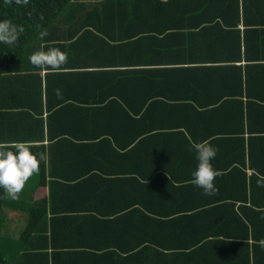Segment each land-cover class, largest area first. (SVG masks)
I'll return each mask as SVG.
<instances>
[{
	"label": "trees",
	"instance_id": "obj_1",
	"mask_svg": "<svg viewBox=\"0 0 264 264\" xmlns=\"http://www.w3.org/2000/svg\"><path fill=\"white\" fill-rule=\"evenodd\" d=\"M73 1L76 0H0V20H8L22 29L13 45L0 44V144L13 150L14 142L23 141L40 161L39 172L29 178L17 199H12L0 189V216L7 213L6 218L9 219L8 214L14 213L16 220L25 222L18 240H14L1 235L4 221L0 217V264H56V256L47 253L48 248L54 246L47 234L50 221L57 219L58 215H51L48 222V199L42 197L41 192L47 182L49 189L50 185L59 182V175L54 173V162L60 153H66L61 146L73 155L90 153L88 147L80 143L82 139H89V135L92 140L106 143L103 152L107 155L121 153L135 157L147 151L156 154L166 152L171 157L173 154L195 157L192 145L205 139L217 149L211 161L218 173L214 180L216 191L212 195H204L200 188L191 183L192 177L178 176L164 165L153 166L147 174L136 170L134 177L130 178L134 179L135 187L140 191L164 183L172 189H190L191 193L204 195L197 204L198 210H201L198 213L214 212L220 217L225 215L235 219L245 230V239L239 244L245 246L247 264H264V245L260 243L264 235L258 229L264 227V186L257 185L259 177L256 175H264V128L256 126L260 117L264 116V96L251 91V82L255 84L256 79L250 76L256 66L250 63L241 46L244 38L254 33L244 29L243 36L237 28L241 16L245 19L244 23L250 25L247 22L248 9L262 7L264 0H102L94 4H80L89 8L84 14L78 10V2L73 4ZM175 7L182 9L179 29L166 32L158 28L146 38L149 41L158 40L159 43L172 40V43L192 46L219 42L222 58L202 60L192 65L198 75L193 81L195 89L213 82L220 86L219 96L212 103L201 106L204 109L175 101L171 97H167L168 101H156L152 97L146 101L143 110H133L124 98L123 73L126 72L112 71L114 67L124 66L123 63L77 61L81 54L95 58L93 42L108 44L107 38L99 33L105 34L101 20L107 22V19L113 18L112 10H146L148 13L149 9L168 12ZM66 19L69 30L62 35L59 25ZM232 27L235 29L232 30ZM41 32L47 35L41 37ZM132 37L124 35L120 38L128 40ZM143 41L146 40L135 38L133 47L141 45ZM125 43L114 45L115 51L125 47ZM53 47L66 54V63L61 67L46 71L29 62L28 57L33 52L41 49L47 51ZM167 50L190 49L172 47ZM243 55L247 59L246 65H236ZM100 92L105 93L103 97L99 95ZM156 107L161 109L157 110ZM109 121L129 122L135 131L132 143L129 140L121 146L114 135L116 129L98 132L97 139H93L96 136L94 133L80 134L84 124ZM218 121H229L234 127L205 129L206 124L214 125ZM189 125H199L198 130L205 136L200 140L195 139ZM46 136L50 142L47 146L43 144ZM162 139L166 140L163 144L160 142ZM95 141L90 144L91 151L94 150ZM224 158L229 159L226 164L216 163V160ZM169 161L173 165L179 164L182 159L176 157L174 161ZM94 175H97L95 171L84 170L73 177L76 181L63 185L78 187L93 179ZM135 208L145 219L154 218L150 208ZM82 218L76 229L88 227L94 230L92 227H96L115 230L117 227L107 216L86 217L83 226ZM142 224L136 223L133 231L142 233ZM126 227L123 226V230L126 231ZM249 234L252 240L250 244ZM217 236V232H214L211 237H205L207 241L202 240L203 246L196 251H220L217 258L223 259L236 242ZM135 246L128 255L107 253L92 256L90 262L142 264L144 245ZM108 250L113 252L112 249ZM74 259L88 261V256L80 258L76 255Z\"/></svg>",
	"mask_w": 264,
	"mask_h": 264
},
{
	"label": "crops",
	"instance_id": "obj_2",
	"mask_svg": "<svg viewBox=\"0 0 264 264\" xmlns=\"http://www.w3.org/2000/svg\"><path fill=\"white\" fill-rule=\"evenodd\" d=\"M100 1L102 0H76L73 4L78 2L76 3L77 8L84 14L89 8L81 7L80 4L88 5ZM181 10L177 7L174 10L171 8L168 12H154L149 9L148 13L146 10H112L110 13L115 15L113 18L107 19V22L101 20V27L105 28L102 31L105 34L99 33L107 38L108 44L100 45L98 42H93L95 45L92 52L95 58L90 59L88 54H81L80 60L77 61L79 63L107 61L123 63L124 66L114 67L112 71L126 72L123 73L124 98L133 110H143L146 101L152 97L156 101H159L157 99L168 101L171 97L175 101L193 105L197 109H204L201 106L212 103L219 96L220 86L218 87L213 82L206 87L195 89L193 81L198 78V75L195 73L196 68H192V65H197L202 60L212 61L222 58L223 54L218 49L219 42L206 45L193 44L192 46L191 44L172 43V40L159 43L158 40L149 41L146 38V35L158 28L166 32L178 30L181 26ZM169 17L174 18L169 19ZM244 21L245 19L241 16L237 25L243 36L244 29L254 33L244 38V44L241 43L244 55L249 57L251 64L256 66V69L251 71L250 78L256 79L255 84L251 82V91L264 96V35L262 37V33L264 34V4L262 7L248 9L247 22L250 25L245 24ZM173 24L178 27H174ZM234 27L232 30L235 29ZM59 28L62 30V35L66 33L69 30L68 20L60 23ZM124 35L134 37L123 40L120 37ZM135 38L146 41L133 47ZM245 39L247 45H245ZM123 41L127 42L126 46L116 52L113 46ZM172 47L189 48L190 50H167ZM244 55L236 65H246L247 59ZM68 63H71L70 58ZM182 70L184 73H179ZM104 94L100 92L99 95L103 97ZM156 109L160 110L161 107H156ZM228 122L218 121L214 125L206 124L204 127L205 129L208 127L209 130L211 128L223 130L226 127L232 129L234 126ZM258 123L256 124L258 128H264V116L260 117ZM189 127L193 129L195 139L200 140L205 136L198 130L199 125H189ZM105 129H116L114 135L117 136L121 146L129 140L131 143L133 141L135 132L133 126L129 122L124 124L122 121L84 124L80 134L94 133L96 136L93 139H97L99 133L106 132ZM93 141L95 140H92L91 135L89 139H82L80 143L87 146L90 153H79V155H73L67 151L66 147L61 146L66 153H60L58 160L54 162V173L59 175V182L50 185L51 190L47 182L41 192V196L48 199V222L51 215H58L57 219L50 221L47 234L54 245L48 248L47 253L56 256L58 259L56 264H94L95 262H90L92 256L107 253L128 255L136 244L144 245L142 264H247L245 246L239 244L242 239H245V230L230 216L220 217L214 212L198 213L201 210H198L199 205L197 204L203 200L204 195L191 193L190 189L181 191L172 189L164 183L140 191V188L135 187L134 179L130 178L134 177L136 170L147 174L153 166L163 165L178 176L192 177L191 174L197 164L194 156L173 154L171 157L166 152L156 154L149 151L144 152L140 157L121 153L107 155L103 152L106 146L103 140H96L94 150L91 151L90 144ZM165 141L162 139L160 142L163 144ZM43 144L46 146L50 144L47 136ZM176 157L182 161L171 165L169 160L174 161ZM228 160L219 159L216 163L223 165ZM88 169L95 171L97 175H94L93 179L87 183L78 187L72 185L71 188L63 185V183H73L76 181L73 178L76 174H82ZM141 206L150 208L154 218L145 219L135 211V207ZM92 215L110 217L111 222L117 224L116 229H96V227H92L94 230L88 227L76 229L75 226H80L81 217H84L82 218L83 226L86 217H92ZM8 217L10 218L7 221V227L11 228L17 222L16 214L9 213ZM136 223H143L142 233L133 231ZM123 226H127L126 231L123 230ZM258 229L259 233L264 235V227ZM214 232L219 235L217 237L236 242L223 259L217 258L220 252L217 249L218 253L211 249L196 251L197 248L203 246L201 241L206 239L204 240L206 242L205 237H211ZM248 239V244H250L251 234L248 235ZM225 246L229 247V245ZM108 249H112L113 252H108ZM76 255L80 258L87 255L88 261L75 260Z\"/></svg>",
	"mask_w": 264,
	"mask_h": 264
},
{
	"label": "clouds",
	"instance_id": "obj_3",
	"mask_svg": "<svg viewBox=\"0 0 264 264\" xmlns=\"http://www.w3.org/2000/svg\"><path fill=\"white\" fill-rule=\"evenodd\" d=\"M20 31L22 29L19 25L0 20V44L13 45ZM46 35V32L40 33L41 37ZM28 59L34 67L47 71L61 67L66 63L67 57L59 48L53 47L47 51L37 50L30 54ZM192 151L195 153L197 164L191 174V183L200 188L204 195H212L216 191L214 180L218 173L211 161L215 158L217 149L207 141H202L194 143ZM39 163L36 155L23 141L14 142L13 150H8L0 144V189L12 199H17L29 178L39 172ZM256 175L259 177L257 185L264 186V175ZM260 243L264 245V240Z\"/></svg>",
	"mask_w": 264,
	"mask_h": 264
},
{
	"label": "rangeland",
	"instance_id": "obj_4",
	"mask_svg": "<svg viewBox=\"0 0 264 264\" xmlns=\"http://www.w3.org/2000/svg\"><path fill=\"white\" fill-rule=\"evenodd\" d=\"M16 213V212H15ZM7 213L1 214L2 221H4L3 228L1 230V235L10 237L11 239L18 240L20 233L24 229L25 222L24 220H16L17 222L11 227H7V222L9 219L6 218ZM6 219V220H5Z\"/></svg>",
	"mask_w": 264,
	"mask_h": 264
}]
</instances>
